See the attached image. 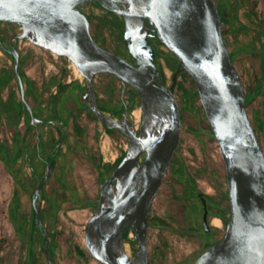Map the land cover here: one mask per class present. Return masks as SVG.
I'll return each mask as SVG.
<instances>
[{
	"label": "water",
	"instance_id": "95a60500",
	"mask_svg": "<svg viewBox=\"0 0 264 264\" xmlns=\"http://www.w3.org/2000/svg\"><path fill=\"white\" fill-rule=\"evenodd\" d=\"M93 1L124 18V41L135 64L93 36L87 12ZM0 20L13 21L22 30L14 35L10 48L1 37L0 48L14 57L32 124L43 120L26 98L17 38L74 63L86 79L83 96L89 109L106 128L128 138V148L101 185L99 203L86 225V245L94 258L102 264H152L150 212L180 145L182 119L176 91L182 73L188 72L222 150L232 207L224 238L196 264H264V147L248 114L247 90L223 33L216 0H0ZM150 37L158 38L178 60L170 85L161 75ZM100 74L117 76L138 92L139 125L130 118L134 111L116 116L100 107L95 88ZM65 136L63 129L56 150ZM52 175L49 158L46 174L32 194L47 264H55V257L42 215L43 192ZM128 232L136 244L128 241Z\"/></svg>",
	"mask_w": 264,
	"mask_h": 264
},
{
	"label": "rangeland",
	"instance_id": "374dc122",
	"mask_svg": "<svg viewBox=\"0 0 264 264\" xmlns=\"http://www.w3.org/2000/svg\"><path fill=\"white\" fill-rule=\"evenodd\" d=\"M236 1L238 0H217V3L233 8ZM255 3H257L256 10L259 14L256 21L248 17L250 7H254ZM238 4L239 18L250 29L238 38L231 32L225 37L231 52L235 53L234 61L241 73L247 95L250 94L248 114L264 147V0H239ZM93 14L94 29L104 45L125 56L128 52L127 46L114 26L112 16L97 6ZM97 25H102L101 29H98ZM3 26L4 24L1 25ZM15 27L16 31L22 32L19 25ZM17 47L24 60L22 69L39 94L37 98L32 93L28 95L26 93V98L38 118L44 119L49 116L51 118L50 110L53 108L50 105V98L59 91L58 79L62 75L65 84L73 80V82H81L83 86L86 85V79L75 74L71 66L72 62L67 58L53 54L27 39H19ZM162 50L164 54L160 59L161 66L167 72V83L170 85L178 62L169 48L163 46ZM166 59L174 61V65L171 62L170 67ZM14 69L13 57L0 48V77L6 73V70L10 72ZM112 81L115 87L114 94L109 91L111 78L108 75L101 74L96 80L97 90L105 105L109 109H122L130 105L132 89L125 88L118 80ZM25 86L27 87L26 83ZM71 92L68 88L66 89L64 96L67 98L57 113L67 122L64 128L67 139L57 159V167L53 169V175L44 187L45 194L54 198L56 202L54 215L50 202L48 199L44 200L45 223L49 231L56 234L55 264H102L91 255L86 245V225L99 201L103 184V182L100 184V171L95 161L99 154H102L104 145L120 148L122 143L123 156L127 140L123 137L122 142L116 145V141L105 132L97 117L93 116L82 101L76 99ZM176 97L182 111L180 154L185 164L197 169H207L209 174L218 170V176L225 177L222 150L213 134L197 87H194L190 79L186 81L180 77ZM12 102L15 104L23 102L21 87L14 73L6 86L2 88L0 86V143L12 150L18 136L21 139L26 134L34 167L31 166L29 159H19L16 164L9 167L0 157V264H27L29 247L25 237L30 231L32 194L37 186L34 182L33 170L35 168L40 174H46L49 141L59 139L60 132L58 126L51 123L34 124L33 129L27 130L31 121L30 112H25L18 126L15 127L10 120V117L14 119L12 113L10 117L5 113ZM140 106L141 101L138 100L135 110ZM25 107L27 108L26 104ZM131 119L136 121L134 115H131ZM141 120L142 116L137 125ZM77 121L85 129L83 139L77 135ZM220 178L218 180L221 182ZM205 187L208 193H213L209 186ZM81 200L89 203L90 206L79 207ZM167 234L153 232L150 235L149 258L152 264H194L195 260L202 255V251L194 250L197 247L196 244L188 245L183 238L182 245L176 246L174 239H172L174 244L169 241V235L172 234ZM128 241L136 244L132 233ZM41 243L40 238L35 242L38 264H47ZM77 247L83 249L85 255L80 254Z\"/></svg>",
	"mask_w": 264,
	"mask_h": 264
},
{
	"label": "flooded vegetation",
	"instance_id": "af4514ba",
	"mask_svg": "<svg viewBox=\"0 0 264 264\" xmlns=\"http://www.w3.org/2000/svg\"><path fill=\"white\" fill-rule=\"evenodd\" d=\"M96 6L103 9L105 13H108L109 15L112 16L114 21L117 22V26H118L117 30L120 36H123L124 39V33H125L124 18L107 10L98 2L93 1L88 6L87 12L91 17V32L95 37V39H96V31L93 25L95 16L93 14V10ZM2 24H4V26L2 27L3 33L0 34V39L2 37L5 45L8 48H10L14 35L19 33L15 29L16 28L15 25L18 26V24L17 23L15 24V22L13 21H2ZM18 41H19L18 38L14 39L16 45ZM150 41L152 45L155 47L157 52L156 62L160 68L161 75L165 80V83L168 84L167 83L168 75L166 70L162 68L161 60H160L162 55L164 54L162 47L165 45L156 37H150ZM127 50L128 52L125 56L119 53L118 54L135 64L134 57L130 54L128 48ZM114 52L117 53L116 51ZM159 52L162 53L159 55ZM170 53L173 54L172 52ZM173 56L175 57L176 62H178L176 56L174 54ZM166 61L170 64L172 62V64L174 65V61H172L171 59L169 60L166 59ZM163 72H165L167 76L166 79L164 78ZM119 82L125 88L126 87L131 88L133 92L132 94L133 97H136V94L132 86L125 84L121 80H119ZM95 88H96V82H95ZM58 93L59 91L56 92V94ZM98 94H99V105L103 109V107H105L106 105L102 100V96L100 95L99 92ZM127 109L130 110V107H125L123 113H119L118 108H111L109 109V111L108 110H104V111L116 116H123L126 114ZM130 112L132 113L131 110ZM181 112L182 111L180 108V115L182 119ZM50 114H51V118L42 119L43 120L42 123L44 124L51 123V125H57L58 131L60 132L59 139H62L63 129L66 127V125L64 123L63 124L60 123L62 119L58 117H54L55 116L54 110H50ZM57 115L60 116L59 114ZM97 119L100 121L101 125L105 129V132L110 136L111 139L119 143L120 141L122 142L123 137H125L128 144V138L126 137L125 134H123L118 130L117 135L121 136V138L114 139L106 131V127L104 126L103 122L98 117ZM66 139H67V135L65 136L61 148L58 150H56V146L58 144L53 147L52 146L53 140L49 141L48 156L57 153L60 154L61 151H63V145ZM120 145L122 146V143ZM180 146H181V141L175 153L173 161L167 171L162 187L160 188L153 202L150 212L149 239H150V235L153 234V232L154 233L164 232V233H168L167 235H169L170 233L172 234L169 235L170 243L174 244L172 242V239H174L176 246L179 244L182 245L184 238L185 241L188 242V245L196 244L197 247L194 250L199 252L202 251L203 254L209 248H211L213 245H215L224 238L227 231L228 222L232 215L226 165H225L226 175L223 178L222 177L220 178L218 176L219 173L218 170H214L213 173L209 174V171L207 169L193 168L191 165L185 164V161L182 158V155L180 154ZM218 178L221 179V182L220 180H218ZM205 186H209L213 193L212 194L208 193L207 192L208 190L205 189L206 188ZM202 196H204L207 201V208H205ZM217 218L220 219L221 221L220 225L214 223V220ZM197 260H195L194 264H196Z\"/></svg>",
	"mask_w": 264,
	"mask_h": 264
},
{
	"label": "trees",
	"instance_id": "16d2710c",
	"mask_svg": "<svg viewBox=\"0 0 264 264\" xmlns=\"http://www.w3.org/2000/svg\"><path fill=\"white\" fill-rule=\"evenodd\" d=\"M238 3H239V0L235 2L233 8H230L229 6H225L223 3L218 4L219 11H220V13L222 15V26H223L224 35H226L227 33L231 32V33H234L237 38L241 34L246 33L250 29V27L247 24H244L239 18V4ZM256 5H257V3H255L254 7H250V11H249V14H248L249 19L254 20V21L258 20V17H259V14H258V12L256 10V8H257ZM113 23H114V26L117 28L118 27L117 26V22L114 21ZM1 25H2V21L0 20V34L3 33V31H2L3 29L1 27ZM102 25L104 26L103 22H102ZM102 25H97V28L101 29ZM122 38H123V36H122ZM96 39L100 43V45H102L103 47H105L108 50H111L108 46L104 45V43L101 41L100 37L97 34H96ZM3 51L6 54H9L5 50H3ZM161 53L162 52H159V55ZM117 54H118V52H117ZM232 57L235 60V53H232ZM13 59H14V57H13ZM23 61L24 60L21 57L20 66H21V72H22V76H23V79H24V83H26V85H27L26 93H27V95L32 93L37 98H39V94L37 93L36 88H34L33 82L29 79V77L26 75V73L22 69ZM171 66L172 65L170 64V67ZM175 68H176V66H175ZM12 73H14L16 75V77H17L16 69H14L13 71H10V72L8 70H6V73L0 77V86H1V88L3 86L7 85L9 79L11 78ZM106 75H108L111 78L110 90L109 91L112 94H114L115 93V87H114V84H113L112 80H118L119 81L120 79L117 76H114V75H109V74H106ZM163 75H164V78L166 79L167 76H166L165 72H163ZM181 78H183V80H186V81L188 79H190L192 84L194 85V87H196V84H195V81H194L193 77L188 72H183L182 75H181ZM58 83H59V86H60L59 93L56 94L55 96H52L50 98V105L52 106V108H53V110L55 112V116L54 117H58V118L62 119V117H59L57 115V113L59 112L60 107L64 104L63 102H65V100L67 98V97L64 96V95H66L65 92H66L67 87H66L65 84L62 83V76L60 77V79H58ZM96 88H97V86H96ZM134 92L136 94V97H133V96L131 97L130 94H129V97H131L132 101H131L130 105L125 106V107H130L131 111L135 110L136 106L138 105V100L141 101V99H140V97L138 95V92L135 89H134ZM71 93H72L73 96L76 97V99H79V100L82 101L84 106L87 108V110H89V112H91V114L93 116L97 117L89 109L87 103L85 102V99H84V96H83V89H81V90L73 89ZM246 103H247V108H248V105L250 103V94L247 95V102ZM103 110H108L109 111V107L105 106V107H103ZM124 110H125L124 107L122 109H119V113H123ZM8 111H6L5 113L9 117H10V114L12 113V115L14 116L15 120L12 117H10V120L13 122L15 127L18 126V123L21 121V119H22L23 115L25 114V112L29 113L28 109L25 107V104L23 102L22 103H16V104H15V102L10 103V108L8 109ZM48 118H50V116L46 117L44 119H48ZM33 128H34V124H32V117H31V121L29 122L27 130L28 129H33ZM106 131L114 139H120L121 138V136L117 135V131L118 130H116V129L114 130V129L106 128ZM76 132H77L78 137L80 139H83L84 133H85V129L81 125V123L79 121H77V123H76ZM60 141H61V139L53 140L52 141V146L53 147L56 146ZM0 153H1L0 157L7 163V165L9 167H12V165L16 164L17 161H19V159H25V160L29 159L31 166L34 167L33 166V162L31 161L32 155H31V153L29 152V149H28V142H27V135L26 134L23 135L21 139L18 136V139L15 141V144H14L12 150L9 147H6L4 144L0 143ZM58 157H59L58 153L48 156V159L49 158L51 159V162H52V165H53V169H55L57 167V159H58ZM96 159H97L96 160V162H97L96 164H97L98 168L101 170V167H103V166H101V158L97 157ZM121 159H122V157L113 166H110V165L104 166V171L100 172L102 174V182H104L107 179V177L113 172V170L119 164ZM46 168H47V161H46ZM12 172H14V170H12ZM33 173H34V182L37 185L39 180L45 174H40L39 172H37L35 170V168L33 170ZM43 198H44V200L48 199V201L50 202V204H51V206L53 208L54 215H55L56 214V205H55L56 202H55V199L49 197L48 195H46L45 192H43ZM98 203H99V201H98ZM98 203H96V207H97ZM78 206L79 207H88V206H90V204L89 203L87 204V203L84 202V200H81V202L78 204ZM42 215H43L44 221H45V211H42ZM129 234H130V232H128L126 234V238L127 239L129 238ZM50 236H51V239H52L51 252H52V255L55 257V255H56V241H55L56 234H55V232H50ZM42 237H43V235H42L41 230L38 227L35 226V210L33 208L32 217H31V220H30V231H29L28 236L25 237V239L27 240L28 247H29V260H28L27 264H38V257H37V253L35 251V242L38 240V238L42 239ZM77 249H78L80 254L85 255V251L83 249H81L80 247H77Z\"/></svg>",
	"mask_w": 264,
	"mask_h": 264
},
{
	"label": "crops",
	"instance_id": "0c3cea01",
	"mask_svg": "<svg viewBox=\"0 0 264 264\" xmlns=\"http://www.w3.org/2000/svg\"><path fill=\"white\" fill-rule=\"evenodd\" d=\"M62 83L65 84L63 82V75H62ZM65 85L69 89V91H72L73 89H77V90L84 89L83 84L81 82H78V81L73 82V80H69L67 82V84H65ZM59 117H61V115ZM62 121L64 122L65 125H67V122L64 118H62ZM115 144L118 145L117 142H115ZM109 149L110 150L107 154L104 152V150H102V154L100 153L98 156L99 158H101V166H103V167H101V170L98 168V166L96 164L97 162L95 161V165L97 166V168L99 169L100 172L104 171V166H106V165L113 166L122 157L121 146H120V148L118 146H114V147H110ZM101 183H102V174L100 173V184Z\"/></svg>",
	"mask_w": 264,
	"mask_h": 264
},
{
	"label": "bare ground",
	"instance_id": "6f19581e",
	"mask_svg": "<svg viewBox=\"0 0 264 264\" xmlns=\"http://www.w3.org/2000/svg\"><path fill=\"white\" fill-rule=\"evenodd\" d=\"M53 54H55V53H53ZM72 68H73V70H74V72H75V74L78 76V77H80V78H85V76H84V74L82 73V71L74 64V63H72ZM141 116H142V110H141V108H137L135 111H134V117H135V119H136V123H138L139 121H140V119H141ZM110 148V146H106V145H104V152L107 154L108 152H109V149ZM214 223L215 224H217V225H220V223H221V221H220V219H215L214 220ZM214 224V225H215Z\"/></svg>",
	"mask_w": 264,
	"mask_h": 264
},
{
	"label": "built area",
	"instance_id": "2783aa9c",
	"mask_svg": "<svg viewBox=\"0 0 264 264\" xmlns=\"http://www.w3.org/2000/svg\"><path fill=\"white\" fill-rule=\"evenodd\" d=\"M128 148V144L125 145L124 149L126 150Z\"/></svg>",
	"mask_w": 264,
	"mask_h": 264
}]
</instances>
